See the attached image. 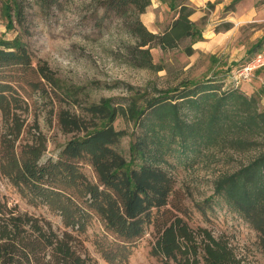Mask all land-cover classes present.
<instances>
[{
	"label": "trees",
	"instance_id": "16d2710c",
	"mask_svg": "<svg viewBox=\"0 0 264 264\" xmlns=\"http://www.w3.org/2000/svg\"><path fill=\"white\" fill-rule=\"evenodd\" d=\"M64 1L34 3L48 16L53 8H61ZM92 1L104 16L120 20L133 38L134 43L125 45L124 52L119 54L131 66L162 70L154 62L153 47L168 51L190 39L184 50L192 55L193 43L202 40L201 29L191 19L195 9L188 0H168L176 16L161 33L149 30L140 17L152 0ZM32 3L6 1L9 29L15 27V20L23 24L26 9ZM10 67L21 69L33 90L55 93L66 105L77 108H63L59 112L63 132L73 136L56 159L41 163L47 138L37 123L30 140L21 146L17 144L26 127L23 113L27 100L14 77L3 73ZM0 72V173L29 204L49 207L73 231H85L89 220L98 217L112 237L105 239L106 244L96 243L109 264L126 263L151 225L156 226L158 233L152 250L155 255L177 264H246L227 239L215 237L206 228L198 232L204 241V254L200 257L197 236L183 217L161 216L176 184L164 165L172 156L193 159L211 148L258 152L237 171L218 178L214 193L259 233L264 250V93L247 94L235 86L225 88L223 82L213 78L144 92L126 84L131 96L92 101V87L89 91L85 85L64 84L46 61L35 65L21 36L0 40ZM119 117L132 122L135 130L130 133L117 129L115 121ZM127 136L131 137L130 159L118 148ZM85 164L93 168L96 181L85 173ZM207 200L212 206V199ZM199 206L205 213L206 207ZM0 263L96 264L77 252L70 233L60 236L49 222L42 223L28 213H20L1 197Z\"/></svg>",
	"mask_w": 264,
	"mask_h": 264
},
{
	"label": "rangeland",
	"instance_id": "374dc122",
	"mask_svg": "<svg viewBox=\"0 0 264 264\" xmlns=\"http://www.w3.org/2000/svg\"><path fill=\"white\" fill-rule=\"evenodd\" d=\"M6 1L0 0V40L21 36L33 55L35 65L46 61L64 84L85 85L89 91L92 87L89 96L92 101L131 96L126 84L144 92L154 88H175L184 81L213 78L223 82L225 88L235 86L247 94L264 93V67L255 71L251 81L238 79L237 74L239 67L256 52H264V0H240L235 4H232L235 0H188L195 9L191 19L201 29L202 40L193 43L195 52L192 55H187L184 50L191 43L190 39L168 51L159 46L153 47L154 62L163 67L159 71L137 68L124 62L119 54L124 52L125 45L134 43L133 38L125 32L120 20L104 16L103 10H97L92 0H65L61 8H53L48 16L31 0L33 3L26 9L23 24L15 20V27L11 29L7 27ZM175 16L176 12L170 9L168 0H152L140 17L149 30L161 33ZM4 72L14 77V83L20 86L27 100L24 104L27 110L23 113L26 127L17 144L21 146L30 140L31 131L35 132L34 125L37 123L47 138V149L41 163L50 158L56 159L73 136L63 132L59 112L63 108L72 111L77 108L66 105L55 93L43 94L33 90L21 69L10 67ZM261 106L264 108V94ZM115 127L127 129L130 133L136 128L123 117L117 118ZM130 142L131 137L127 136L118 145L128 159ZM257 154L256 150L239 152L211 148L193 159L172 156L164 165L176 184L168 205L161 212L162 219L183 217L197 236L200 257L204 254V241L198 232L200 228H206L215 237L227 239L246 264H264L259 233L214 193L218 178L237 171ZM83 169L90 179L97 180L90 165L85 164ZM0 197L20 213H28L42 223L49 222L60 236L70 233L77 252L90 257L92 262L109 264L96 243H105V239L112 237L98 217L89 220L85 231H73L65 227L62 216L49 207L29 204L1 173ZM207 199H212V206ZM199 204L206 207L205 213L200 210ZM157 237L156 226H149L124 264H177L163 255L153 254Z\"/></svg>",
	"mask_w": 264,
	"mask_h": 264
},
{
	"label": "built area",
	"instance_id": "2783aa9c",
	"mask_svg": "<svg viewBox=\"0 0 264 264\" xmlns=\"http://www.w3.org/2000/svg\"><path fill=\"white\" fill-rule=\"evenodd\" d=\"M262 67H264V52H259L252 60L239 67L237 70L238 79L251 81L255 76V71Z\"/></svg>",
	"mask_w": 264,
	"mask_h": 264
}]
</instances>
